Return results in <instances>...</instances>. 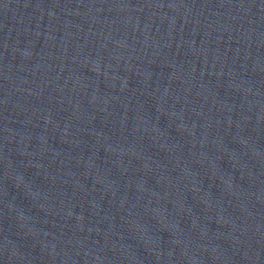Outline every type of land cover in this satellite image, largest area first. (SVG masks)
<instances>
[{
  "label": "water",
  "instance_id": "water-1",
  "mask_svg": "<svg viewBox=\"0 0 264 264\" xmlns=\"http://www.w3.org/2000/svg\"><path fill=\"white\" fill-rule=\"evenodd\" d=\"M0 264H264V0H0Z\"/></svg>",
  "mask_w": 264,
  "mask_h": 264
}]
</instances>
